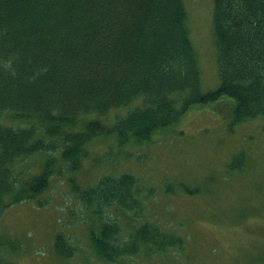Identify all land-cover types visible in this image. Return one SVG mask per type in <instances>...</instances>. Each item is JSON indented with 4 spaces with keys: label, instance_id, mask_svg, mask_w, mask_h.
<instances>
[{
    "label": "trees",
    "instance_id": "16d2710c",
    "mask_svg": "<svg viewBox=\"0 0 264 264\" xmlns=\"http://www.w3.org/2000/svg\"><path fill=\"white\" fill-rule=\"evenodd\" d=\"M212 3L219 86L204 92L182 0H0V115L17 122L0 123V218L43 194L54 175L78 171L95 138L145 146L200 108L229 129L264 117V0ZM36 154L48 156L41 172L20 179L14 166ZM72 184L87 217L102 222L91 243L105 263L180 246L147 222L119 241L117 221L103 220L110 207L142 213L145 191L131 174L101 176L85 190ZM53 245L55 255L73 256L63 235ZM16 250L0 237V264H15L5 255Z\"/></svg>",
    "mask_w": 264,
    "mask_h": 264
},
{
    "label": "rangeland",
    "instance_id": "374dc122",
    "mask_svg": "<svg viewBox=\"0 0 264 264\" xmlns=\"http://www.w3.org/2000/svg\"><path fill=\"white\" fill-rule=\"evenodd\" d=\"M182 2L200 89L215 90L219 79L212 0ZM140 101L109 112L103 123L111 125L115 114L125 115ZM0 123L17 122L7 113L0 115ZM227 126L216 113L200 108L145 146L120 149L113 137L95 138L78 171L54 175L35 200L12 205L1 214L0 237L17 247L5 256L15 264H107L94 254L91 243V234H98L102 222L87 217L72 181L85 190L101 176L129 173L144 195L150 194L141 196L142 213L134 218L110 207L103 220L117 221L119 241L147 222L177 236L181 244L163 252L143 247L138 255L112 264H264V117ZM46 157L36 154L17 163L20 179L38 175ZM57 234L73 247L72 257L55 255Z\"/></svg>",
    "mask_w": 264,
    "mask_h": 264
},
{
    "label": "bare ground",
    "instance_id": "6f19581e",
    "mask_svg": "<svg viewBox=\"0 0 264 264\" xmlns=\"http://www.w3.org/2000/svg\"><path fill=\"white\" fill-rule=\"evenodd\" d=\"M162 241V240H161Z\"/></svg>",
    "mask_w": 264,
    "mask_h": 264
}]
</instances>
